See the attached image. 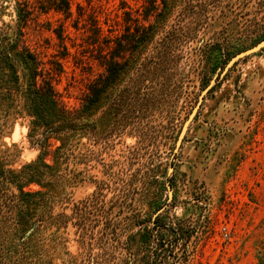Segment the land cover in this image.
I'll return each instance as SVG.
<instances>
[{
	"label": "rangeland",
	"instance_id": "obj_1",
	"mask_svg": "<svg viewBox=\"0 0 264 264\" xmlns=\"http://www.w3.org/2000/svg\"><path fill=\"white\" fill-rule=\"evenodd\" d=\"M28 1L27 43L80 126L48 187L67 217L48 264H264V49L225 71L264 40V0ZM15 117L0 155L54 165L61 142L42 153Z\"/></svg>",
	"mask_w": 264,
	"mask_h": 264
},
{
	"label": "trees",
	"instance_id": "obj_2",
	"mask_svg": "<svg viewBox=\"0 0 264 264\" xmlns=\"http://www.w3.org/2000/svg\"><path fill=\"white\" fill-rule=\"evenodd\" d=\"M10 1L0 0V18L6 14L4 4ZM12 1L16 19L0 27V139L14 124L15 116L22 114L31 118L29 136L42 153L54 148L53 140L61 146L51 153L54 165L41 157L17 170L6 161L7 151L0 155V264H48L46 234L52 231L51 241L56 242L67 223V217L55 211L62 199L51 195L60 185L55 167L61 154L73 149L80 126L75 114L60 102L52 82L54 68L47 70L40 53L27 43L26 30L35 9L28 0ZM53 2L40 10L71 16L69 0ZM31 185L50 191H32L28 189ZM156 226H160L157 220Z\"/></svg>",
	"mask_w": 264,
	"mask_h": 264
},
{
	"label": "water",
	"instance_id": "obj_3",
	"mask_svg": "<svg viewBox=\"0 0 264 264\" xmlns=\"http://www.w3.org/2000/svg\"><path fill=\"white\" fill-rule=\"evenodd\" d=\"M262 49H264V40L261 41L258 45L238 54L237 56H235L234 58H232V60H230V62L228 63V65L225 68V71H227L228 69H230L236 62L240 61L241 59L253 55L257 52H260ZM216 83V79L212 80V82L210 83V85L208 86V88L202 93L201 97H200V102H202V100L204 99V97L209 93V91L213 88V86ZM200 105V103H199ZM199 105L194 109V111L192 112V114L190 115L189 119L185 122L183 129L180 133L179 139L177 141V145H176V151L180 148V146L182 145L186 133L191 125V123L194 121V118L196 117ZM170 171H172V167L170 169ZM171 173V172H170ZM172 197V191L170 190V199Z\"/></svg>",
	"mask_w": 264,
	"mask_h": 264
}]
</instances>
